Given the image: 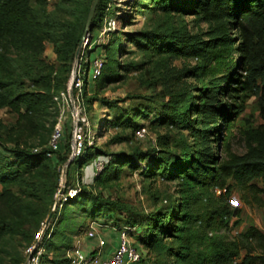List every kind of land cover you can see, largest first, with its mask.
<instances>
[{
  "label": "trees",
  "instance_id": "16d2710c",
  "mask_svg": "<svg viewBox=\"0 0 264 264\" xmlns=\"http://www.w3.org/2000/svg\"><path fill=\"white\" fill-rule=\"evenodd\" d=\"M35 1L40 5L46 2L0 0V106L15 111L18 120L33 126V133L38 137L32 144L5 147L0 152V264L25 263L24 252L34 243L45 214L32 200V194L25 192L18 197L13 189L21 183L31 188L32 181L23 178L28 174L39 180L37 191L48 197L47 207L54 204L61 181L56 166L65 164L71 155L70 136L66 143L64 138L59 140L56 150L48 147L58 115L53 85L61 84V80L54 67L44 65L40 59L42 43L49 39L55 44L54 53L65 65L63 81L66 83L92 2L89 0L81 6L75 24L58 27L55 20L46 18L44 9H33ZM146 1L163 12L192 16L208 25V31L194 35L185 29L178 33L166 30L150 37L146 44H141L135 36L128 38L137 46L153 47L157 54H167L169 58L199 60L196 67L186 68L175 76L177 92L168 90L169 100L161 105L152 122L155 126L177 130L179 138L173 140L168 135L159 138V153L150 149L117 155L95 174L93 185L105 188L107 181L115 179V174L127 165L140 169L145 177L160 175L167 181L177 182L178 200L173 206L143 215L92 196L85 188L69 198L67 191L72 188L67 185L66 200L59 202L63 210L58 223L60 230L46 231L45 242L39 247L44 249L47 240L48 248L54 241L67 240L65 224L71 217V209L76 207L82 215L95 220L102 209L107 211L109 207L121 215L116 217L113 228L119 232L125 230L129 237L136 238L137 246L155 253L156 260L149 259L147 264H163L161 257L165 258V264H264V231L250 226L231 239L221 234L227 230L226 219L236 215L229 209L226 198L232 190L239 192L244 204L264 206V189L256 183L264 186V124L243 132V154L231 151V130L244 112L245 102L253 93H260L264 99V0ZM101 2L91 22L92 29L99 23L97 12ZM134 7H140V3L136 1ZM104 51L106 57L100 74L92 79L95 90L121 80L115 58L121 52L117 41L108 44ZM233 55L238 56V63L227 74L231 67L227 59ZM185 75L197 83L181 82ZM26 81L32 84V91L24 89ZM95 95L90 101L107 107L115 105ZM222 98L227 101L222 103ZM137 113L146 115L150 111L140 108ZM124 115L128 118L125 122L118 118L120 124L138 127L128 114ZM50 118L52 121L48 122ZM35 149L40 151L34 152ZM101 154L84 141L79 156L67 167L68 177L71 178L72 170L79 172V168L95 163ZM241 252H245V257L237 262ZM169 258L171 263L167 262ZM40 262L69 264L65 256L52 260L45 253ZM141 263L140 255L137 264Z\"/></svg>",
  "mask_w": 264,
  "mask_h": 264
},
{
  "label": "rangeland",
  "instance_id": "374dc122",
  "mask_svg": "<svg viewBox=\"0 0 264 264\" xmlns=\"http://www.w3.org/2000/svg\"><path fill=\"white\" fill-rule=\"evenodd\" d=\"M136 1L140 3L138 8L134 7ZM88 2L89 0H54L42 3V5L37 2L32 5L33 9H44L46 18L55 20L58 27H67L68 24H75L74 22L80 17L81 6H85ZM97 13L100 18L99 23L96 29L91 28L88 32L78 57L76 58L74 55L69 67L71 69L70 77L66 83L63 81L65 65L58 61L54 53L55 44L49 39L42 43L43 50L40 59L44 61V65L54 67L60 74L61 84L53 85L55 88L54 101L58 107L56 121L60 128L59 140L64 138V143H66L71 137V155L65 164L56 166V171L60 172V180L62 179L59 182V190L61 186L64 189L61 195L59 190L57 191L54 196V204L47 207L48 197L44 193L38 194L37 191L39 180L34 177L30 178L28 174L23 178L32 181L31 188H28L29 184L21 183L13 189L18 197L25 195V192L32 194L34 196L32 200L45 213L34 243L38 240L40 244L44 243L46 231L60 230L58 223H60L63 210L59 202L65 199L64 193L67 185L75 192L78 190L83 192L85 188L86 192L92 196L121 204L129 211L143 215L151 214L170 204L173 206L178 200L177 182L167 181L160 175H156L154 178L145 177L140 169H132L127 165L122 167L118 174H115V179L107 181L105 188L93 185V177L100 171L96 168V163L92 162L79 168V172L72 170L71 178L68 177L69 171L66 168L65 177L62 178L64 167L66 165L68 167L69 161L71 158L73 159L74 130L77 127L82 128L83 142L86 141L90 148L98 149L103 153L98 159L100 164L109 162L119 154L130 155L137 150L145 152L156 149L159 153L161 150L158 145L159 138H164L166 135L173 140L179 138L177 130L155 126L152 122L161 105L169 100L168 90L177 92L175 76L181 74L180 72L186 68L196 67L199 60L169 58L167 54H157L153 47L145 49L144 46L143 48L137 46L129 42L128 38L135 36L142 42L141 44H146L145 42L150 37L161 35L166 30L178 33L185 29L193 35L208 31V25L200 21L197 22L194 17L163 12L154 3L150 4L146 0H102ZM201 37L205 39L204 36ZM114 40L117 41L121 49V52L115 57L119 65L118 72L121 75V80L95 90L92 81V63L94 60L99 61L106 57L104 48ZM227 62L231 65L227 71L228 74L233 71V64L238 63V56H231ZM172 75H174L173 79ZM77 80H80L79 88L74 87ZM180 81H186L191 85L197 83L187 75ZM24 86L26 91L34 89L30 81H26ZM57 86H59L58 89H56ZM96 93L98 99H104L115 105L107 107L98 101H90V98L96 96ZM226 101L225 98L221 99L222 103ZM140 108L149 110L150 113L138 114L137 110ZM20 112H23L22 108ZM124 114H128L138 127L130 128L124 125L123 123L128 118ZM118 118L119 120L122 118L124 122L120 124V121H117ZM51 121L50 118L48 122ZM261 124H264V99L261 98L260 93H253L245 102L244 112L231 130V151L233 154L241 155L245 152L243 132ZM139 130H144L145 135L142 139L135 136ZM33 132V126L29 127L23 120L19 121L15 111L7 106H0V152H3L5 147L13 148L15 145L32 144L38 138ZM170 144L172 145V143ZM175 152H178V149ZM143 165L144 162H141V166ZM256 183L259 188L264 189L261 182ZM72 189H68L67 192ZM226 198L229 209L235 211L236 215L226 219L227 230L221 231V234H225L231 239L243 234L250 226L264 231V206L244 204L239 192L235 189ZM262 199L264 201V196ZM108 208L107 211L102 209L101 214L96 216L95 220L87 215H82L76 207L71 209V217L65 224L66 232L64 234L67 236V240L63 243L54 241L49 248L47 246L49 240H47V244H44L46 251L44 252L42 248L43 253L47 254L49 259L54 260L66 257L76 240H80L82 245L83 243L97 242L98 240H88L85 237L87 224L90 221H95L100 224L97 232L105 242L100 251L102 259H105L118 244L119 230L114 229L112 225L116 217L121 216L120 212H112ZM129 241L132 245L137 246L134 236L129 237ZM137 251L142 258L141 264H147L149 259L156 260L155 253L149 252L141 245L137 246ZM96 255L98 252L94 253V256ZM243 257H245V252H241L237 262L241 261ZM160 259L165 264V258L161 257ZM167 262L171 263L172 259L169 258Z\"/></svg>",
  "mask_w": 264,
  "mask_h": 264
},
{
  "label": "built area",
  "instance_id": "2783aa9c",
  "mask_svg": "<svg viewBox=\"0 0 264 264\" xmlns=\"http://www.w3.org/2000/svg\"><path fill=\"white\" fill-rule=\"evenodd\" d=\"M46 2H52L54 0H45ZM87 38V37H86ZM85 38V40H86ZM103 65V60H94L92 63V77L95 79L97 76H99L101 68ZM74 83V81H73ZM72 83V84H73ZM80 80H77L74 83V87L79 88L80 87ZM82 128L77 127V129L74 130V136H75V146L73 147V158L79 156L81 152V148L83 145V135H82ZM144 130H139L135 133V136L138 139L144 138ZM60 137V128L58 126V123L55 125L54 132L51 136V140L48 143V147L51 150H56L57 144ZM40 149H35L34 152H38ZM47 156H50L49 153H47ZM95 166L98 169V171H101V169L104 167V163L102 162L100 164L99 160L95 162ZM77 192H75L73 189L69 192H67V195L69 198H73ZM217 194L220 193V191H216ZM66 200V198L64 199ZM100 224L95 221H90L87 224V232H86V239L88 240H98L97 245L98 249L95 252H98V255L94 256L95 252L92 253H86L83 248L80 240H76L74 243V246L71 248V250L68 251L66 258L69 260V264H137L140 261V254L136 250V248L130 243L128 233L125 230H122L119 232V238H118V245L116 249L111 253V255L108 258H103L101 255V248L105 245V242L100 238L97 228ZM39 240L36 243H33L30 247H28L25 250V263L24 264H41L40 258L43 253L42 248L39 247Z\"/></svg>",
  "mask_w": 264,
  "mask_h": 264
},
{
  "label": "water",
  "instance_id": "95a60500",
  "mask_svg": "<svg viewBox=\"0 0 264 264\" xmlns=\"http://www.w3.org/2000/svg\"><path fill=\"white\" fill-rule=\"evenodd\" d=\"M100 0H92V3H91V6H90V9H89V13H88V17H87V22H86V26H85V30H84V34H83V37L79 43V46L76 50V54H75V57L77 58L78 55H79V51L81 49V46H82V43L83 41L85 40L88 32L91 30V22L94 18V15H95V12H96V8L99 4ZM73 159L71 158V160L69 162H71ZM66 168H67V165L64 167V170H63V173H62V178L65 177V174H66ZM62 181V179H61ZM63 186H61V189L59 190V194L61 195L62 192H63ZM51 218V217H50ZM49 218V219H50Z\"/></svg>",
  "mask_w": 264,
  "mask_h": 264
},
{
  "label": "crops",
  "instance_id": "0c3cea01",
  "mask_svg": "<svg viewBox=\"0 0 264 264\" xmlns=\"http://www.w3.org/2000/svg\"><path fill=\"white\" fill-rule=\"evenodd\" d=\"M116 247H117V245L114 247V249ZM82 248H83V250L85 252L90 253V252H95L98 249V245H97V242H94V243L93 242H90V243H85V244L83 243ZM113 250H111L108 253V255L106 256V258H108L111 255V253L113 252Z\"/></svg>",
  "mask_w": 264,
  "mask_h": 264
}]
</instances>
